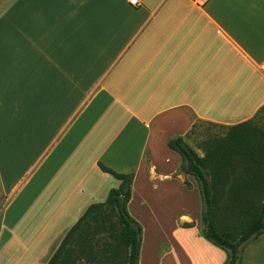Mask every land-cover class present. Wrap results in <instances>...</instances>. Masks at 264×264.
Segmentation results:
<instances>
[{
  "label": "crops",
  "instance_id": "0c3cea01",
  "mask_svg": "<svg viewBox=\"0 0 264 264\" xmlns=\"http://www.w3.org/2000/svg\"><path fill=\"white\" fill-rule=\"evenodd\" d=\"M139 1L0 0V264L51 260L120 185L99 162L135 172L131 200L191 191L168 141L264 106V0ZM240 264H264V233Z\"/></svg>",
  "mask_w": 264,
  "mask_h": 264
},
{
  "label": "trees",
  "instance_id": "16d2710c",
  "mask_svg": "<svg viewBox=\"0 0 264 264\" xmlns=\"http://www.w3.org/2000/svg\"><path fill=\"white\" fill-rule=\"evenodd\" d=\"M250 120L225 126L228 133L218 137L214 145L211 144L215 150L209 149L203 156L183 136H175L168 141V146L181 157L182 170L198 183L203 203L202 235L225 250L224 264H240L245 245L264 233V132H259ZM99 166L119 179L120 185L109 191L105 202L92 204L87 209L47 264H60L62 257L64 260L73 258L69 248L71 241L88 224L87 218L103 207H109L117 218L121 240L127 249L125 264H139L143 228L130 215L128 208L135 172H117L102 162ZM217 187L224 190L220 198ZM222 210L224 219L226 217L228 221H222ZM234 215H244L248 221L239 235L230 238L220 232L217 224L224 222V229H231ZM91 257L82 249L77 251L76 258L80 264H98Z\"/></svg>",
  "mask_w": 264,
  "mask_h": 264
},
{
  "label": "rangeland",
  "instance_id": "374dc122",
  "mask_svg": "<svg viewBox=\"0 0 264 264\" xmlns=\"http://www.w3.org/2000/svg\"><path fill=\"white\" fill-rule=\"evenodd\" d=\"M5 4L11 0H4ZM256 127L264 132V107L250 120ZM228 133V127L221 124L198 121L188 136L187 142L203 156L216 142L218 137ZM259 136V135H258ZM176 179L174 190L161 185L160 189L153 187L143 188L139 183L133 199L129 202L130 215L142 226V242L139 264H183L189 259H201L211 264L219 259L224 261L227 253L224 249L206 240L203 235V221L201 218L203 203L196 179L189 176L195 186L187 191L184 179ZM212 179V176L209 175ZM222 178V177H220ZM188 182V181H187ZM117 186V185H116ZM218 198L224 195L221 187L215 188ZM172 191L178 194L172 195ZM146 192V201L143 199ZM146 202V203H145ZM222 221H228L224 211H221ZM248 215V214H246ZM88 224L81 234L71 241L69 248L72 259L64 260L60 264H80L76 258L77 251L82 249L89 253L91 259L98 264H125L127 249L120 236V227L114 212L109 207H103L94 215L87 218ZM231 229H224L218 222L222 234L230 238L239 235L247 223L244 215H234ZM198 237L203 242H199ZM89 264V263H88Z\"/></svg>",
  "mask_w": 264,
  "mask_h": 264
},
{
  "label": "built area",
  "instance_id": "2783aa9c",
  "mask_svg": "<svg viewBox=\"0 0 264 264\" xmlns=\"http://www.w3.org/2000/svg\"><path fill=\"white\" fill-rule=\"evenodd\" d=\"M201 2H205L207 0H199ZM129 2L132 4V5H138L140 3L139 0H129ZM263 68H264V65H263Z\"/></svg>",
  "mask_w": 264,
  "mask_h": 264
}]
</instances>
